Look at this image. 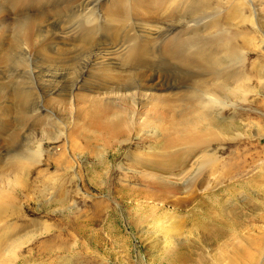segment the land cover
<instances>
[{
	"label": "bare ground",
	"instance_id": "6f19581e",
	"mask_svg": "<svg viewBox=\"0 0 264 264\" xmlns=\"http://www.w3.org/2000/svg\"><path fill=\"white\" fill-rule=\"evenodd\" d=\"M108 1L4 0L23 10L14 22L17 37L12 45V52L19 51L18 60L23 59L26 67L18 71L23 78L37 82L44 79L50 82H44L47 85L55 82L53 88L46 86L49 90L40 89L43 97L49 92H64L82 104L77 116L89 118L77 124L78 139L73 140L75 133L67 135L71 138L66 148L74 153L87 149L88 154L100 157L88 169L86 180L95 181L103 169L110 168L101 149L119 147L135 133L154 136L156 142L150 149H142L144 145L138 143L135 153L127 152L129 167L121 165L119 180H134L142 187L118 182L116 188L124 198L131 199V208L145 210L152 217L157 239L163 244L158 256L162 262L215 264L209 262L213 245L221 243L227 249L229 242L224 239L229 234L244 237L252 245L255 236L239 230L243 222L238 210L222 198L215 207H210L205 197L198 206L187 208L186 204L197 197L194 193L199 178L204 179V171H210L217 161V152L210 151L212 143L222 142L221 135L236 128L232 120L225 123L223 111H237L236 105L245 101L250 90L248 81L253 80V75L264 79V66L255 61L249 66L246 52L259 46V34L264 46V4L260 10L255 0H111L107 4ZM50 18L53 20L46 22ZM103 43L107 45L104 49ZM12 52H4L0 63L13 61ZM68 60H75V76L55 68L56 63L61 67ZM31 65L37 67L34 72ZM75 88L86 92L75 93ZM36 90L16 86L9 93L12 114L19 122L29 111L28 103ZM149 102L152 104L146 111L151 112L145 113L142 107ZM45 105L39 102L34 108L48 111L50 107ZM81 111L87 113L83 116ZM48 115L50 125L65 122L64 118L56 119L53 112ZM124 137L127 140H122ZM10 141L15 149L13 158L18 160L35 161L44 151L40 146L35 150L27 147L17 133L11 135ZM68 155L65 149L59 158L68 161ZM70 171V181L77 185L81 176L75 165ZM57 185L61 194L70 190L79 194L77 186L63 188L60 183L48 188ZM108 189L112 192L111 186ZM9 201L1 195L0 218L9 212ZM50 204L74 208L64 196L50 200ZM107 207H111L109 203ZM110 211L111 216H116L114 209ZM73 214L65 215L66 222L86 236L92 222ZM88 240L103 244L99 232L90 234ZM244 251L231 264H255L256 256L248 249Z\"/></svg>",
	"mask_w": 264,
	"mask_h": 264
},
{
	"label": "rangeland",
	"instance_id": "374dc122",
	"mask_svg": "<svg viewBox=\"0 0 264 264\" xmlns=\"http://www.w3.org/2000/svg\"><path fill=\"white\" fill-rule=\"evenodd\" d=\"M64 1L69 0H62V3ZM110 1L107 4H110ZM1 2L2 0H0V56L4 52H12V45L17 37L14 22L23 15L21 8L18 7L20 9L18 11L17 6L5 4L4 0ZM255 2L262 10L264 0H255ZM1 8L5 10L2 11ZM261 19L264 20V18ZM52 20L50 18L46 22ZM261 39L262 35L259 34L256 38L259 46L246 50L249 66L254 61L264 66V46ZM1 40H4V44H1ZM101 46L104 49L107 45L103 43ZM7 47L10 51H6ZM12 53L15 54L13 61L0 63V193L2 192L0 197L2 195L8 201L11 199L9 212L0 218V264H165L158 257L161 255L160 248L163 244H160L161 240L157 239L152 217H148V212L145 210L137 211L131 208L129 206L131 199L124 198L121 191L116 188L118 182L127 186L142 187L134 180L125 178L123 182L119 180L122 176L121 165L129 167L128 150L135 153L134 147L138 143L144 145L142 149L148 150L149 146L156 142L155 137L148 135V132H141L139 136L135 133L129 140H127L128 137L122 138L128 142L121 141L122 144L119 147L101 149L100 153L102 152L106 161L108 160L105 164L110 168L108 167L109 170L105 168L106 171L103 169L102 176L95 181L86 180L88 169L97 163L100 157L88 154L85 152L87 149L85 153L79 150H76L77 153L68 151L71 138L68 136L75 133L73 140L78 139L77 124L82 121L84 123L83 119L89 118L84 116L87 112L81 111L84 117H78V109H82L80 106L82 104L77 98L64 92L62 95L58 91V93L49 92L48 97H43L42 92L48 86L53 88L55 82L51 83L53 85H47L50 82L40 79L41 84H44L41 87L40 82H37L39 80L23 78L18 70L21 67V70L26 68L24 60H18L20 56L18 50L15 49ZM72 63H75V60L72 62L68 60L61 67L57 63L54 66L59 71L66 70L70 76H75L78 69ZM34 65L27 68L34 72L33 70L37 69ZM249 83L250 90L246 94L245 101H239L238 104L234 100L238 104L237 111H233V108L223 111L225 123L232 120L236 128L231 132L223 133L222 142L212 143L210 151L217 152V161L210 171L207 169L204 171L202 175L204 179L199 178L194 193L197 197L186 204L187 208L198 206L201 197H205L207 204L215 207L218 205L217 200L222 198L231 208L238 210L243 222L239 230L255 236L253 246L237 234H229L224 239L229 242L227 249L221 246V243L213 245L210 249L209 262L215 264H231L232 259L241 256L245 249L256 256L255 264H264V79L253 75V80L248 81V86ZM15 85L25 88L26 91L32 89L30 92L38 89L37 93L35 92L36 95H33L36 99L32 96V102L28 103L30 109L22 122H19L12 114L13 100L9 93H12ZM77 89L75 88V93L86 92ZM39 102L47 104L45 106H49L50 108L47 107L49 110L44 112L38 110L36 107ZM68 102L69 104H65ZM147 104V107L143 106L142 110L150 113L151 111L146 109L150 108L152 103ZM8 108H11V111ZM39 111L45 114H39ZM52 112L56 119L61 117L65 119V122L50 125L48 114L51 115ZM161 112L162 115L165 113V111ZM30 115L32 116L29 117ZM140 120L142 121L143 118ZM144 129L147 128L144 127ZM57 130L62 131V135L59 136ZM16 133L21 142L24 140L27 147L35 150L37 146H40L44 150L39 154L36 162L33 159L13 158L12 153H15V149L10 140L11 135ZM80 140L85 144L82 139ZM65 149L69 153L68 161H62L59 158L61 151ZM19 162H23V165ZM71 165H75L81 176L77 185L70 181ZM60 183L63 184V188L77 186L79 194L76 190L61 194L59 185L48 188ZM110 186L112 192L108 189ZM62 196L66 197L74 208L64 209L59 205L50 204V200L62 198ZM105 203H109L111 207H107ZM130 205L133 206V204ZM110 208L114 209L116 216H111ZM73 212L79 215L80 220L89 218L92 222L87 226L90 230L86 236L66 222L65 215L73 216ZM95 232H99L103 238L102 245H96L94 240L92 242L88 240L89 235Z\"/></svg>",
	"mask_w": 264,
	"mask_h": 264
}]
</instances>
